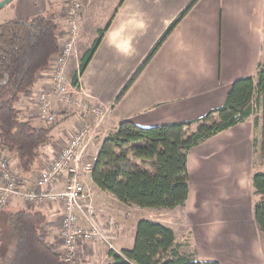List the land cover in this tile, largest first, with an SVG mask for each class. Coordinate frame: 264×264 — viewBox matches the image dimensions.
Instances as JSON below:
<instances>
[{
  "label": "crops",
  "instance_id": "1",
  "mask_svg": "<svg viewBox=\"0 0 264 264\" xmlns=\"http://www.w3.org/2000/svg\"><path fill=\"white\" fill-rule=\"evenodd\" d=\"M189 2L119 0L96 50L78 77V87L71 85L65 102L50 95L54 110L61 113L59 124L66 123V127L51 132L49 143L41 148L40 168L31 182L22 179L23 190L33 186L45 163L67 142L80 119L92 127L79 159L82 170L84 162L96 156L104 137L121 120H131L144 127L196 120L224 103L234 80L255 76L258 64L264 65V0H198L114 105L116 96L138 65ZM42 3L40 0H12L4 7L14 4L13 7L0 15V22L11 15L43 14L57 5L58 0ZM60 3L63 4L62 0ZM53 16L57 22L64 19L60 11ZM65 66H73L76 71L78 63L67 60ZM50 80L48 66L15 104L20 117L33 125L44 123L37 117V96L49 86ZM85 107H97L102 115L94 117L89 111L85 114ZM68 108L74 112L68 114ZM252 131L248 118L190 148L186 157L188 194L184 206L152 211H159L160 216L150 219L170 226L177 242L180 241L176 225L181 226L182 233L189 236V246L183 245L180 250L196 260L264 264V234L254 220L256 197L251 184L252 174L264 170V163L255 157ZM83 179L94 215L87 219L82 214L79 224L89 227L94 223L104 227L108 237L100 244L78 239L77 256L91 264L83 255L91 246L100 245L104 246L107 256L105 264H109L110 249L118 252L124 245L132 246L137 220L125 226L121 208L125 211L130 205H120L122 203L111 194L100 190L92 182L90 173L84 174ZM9 201L10 205H23L20 198ZM23 206V209L39 210L45 215L42 237L53 246L61 217L59 206L54 203L34 209ZM170 218L175 224L180 223H170ZM111 223L118 226L117 230ZM128 231L130 238L125 241ZM185 248L191 251L188 253Z\"/></svg>",
  "mask_w": 264,
  "mask_h": 264
},
{
  "label": "trees",
  "instance_id": "2",
  "mask_svg": "<svg viewBox=\"0 0 264 264\" xmlns=\"http://www.w3.org/2000/svg\"><path fill=\"white\" fill-rule=\"evenodd\" d=\"M122 1V0H120ZM198 0L190 2L169 24L147 56L138 65L114 100L117 104L142 73L178 22ZM108 23L97 30L91 46L79 58L70 84L78 87ZM60 25L56 17L36 14L11 17L0 22V152L12 153L18 168L29 172L49 143L51 132L61 120L36 126L20 117L15 104L28 92L58 52ZM260 114L257 115L255 112ZM253 116L260 127V149L264 157V65L255 76L234 80L224 103L202 117L156 126H139L121 120L102 140L90 171L92 182L120 203L142 208L183 207L188 194L186 157L190 148L207 138L236 126ZM255 149L257 139L252 140ZM256 201L253 215L264 234V170L251 177ZM0 227V264H85L65 261L42 237L45 215L39 210L18 209L3 215ZM173 229L151 219L137 220L130 248L108 251L109 264H219L199 261L180 250Z\"/></svg>",
  "mask_w": 264,
  "mask_h": 264
},
{
  "label": "built area",
  "instance_id": "3",
  "mask_svg": "<svg viewBox=\"0 0 264 264\" xmlns=\"http://www.w3.org/2000/svg\"><path fill=\"white\" fill-rule=\"evenodd\" d=\"M80 13V0H65V17L58 33V52L49 66L50 84L37 96L38 117L44 123L56 122L51 94L61 102L68 100L71 85L65 75V65L78 34ZM85 110L94 117L102 115L101 109L97 107H85ZM91 134L90 123L80 119L67 142L45 163L33 186L26 190L21 188V176L11 169L8 158L0 152V208L6 206L12 197L20 198L26 205L33 207L43 203L57 204L61 214V241L53 248L62 254L65 261L76 259L78 239L90 242L106 238L105 232L98 225L93 223L85 227L79 224L82 214L87 219L94 215L83 176L90 173L95 156L84 162L82 170L79 165L80 156Z\"/></svg>",
  "mask_w": 264,
  "mask_h": 264
},
{
  "label": "rangeland",
  "instance_id": "4",
  "mask_svg": "<svg viewBox=\"0 0 264 264\" xmlns=\"http://www.w3.org/2000/svg\"><path fill=\"white\" fill-rule=\"evenodd\" d=\"M1 1L2 0H0V2ZM40 1H43L42 5H45L44 0H40ZM60 2H61V0H58L57 5L53 6L52 8H49V10L44 12L43 14L53 16L56 13L58 14V12L60 11V14H62L63 15L62 17L64 18L65 17V0H62L63 4H61ZM118 2H119V0H80L81 13H80V20H79V30H78V34L76 36V39L74 41L72 53L67 59L68 61L75 60L78 63L79 58L91 46L93 40L97 36V30L99 29V27L103 28L105 26L108 18L112 15V13H113L115 7L117 6ZM50 4H52V2L48 3V6ZM13 5L14 4H11L8 7H3L0 10V12L2 11L0 13V15L6 14L9 11L10 6L13 7ZM16 14H19V13H16ZM33 14L34 13H32V15L28 14L27 16L32 17ZM12 16H15V15H11L10 17H12ZM3 20H1V21H3ZM58 23L60 26L63 25V21L62 22L58 21ZM74 72H75V70L73 69V66H71V67L68 66V68L65 66V75L67 77V81L69 84H70V79H71ZM69 93H70V91H69ZM75 111H78V110H75ZM73 112H74V109H72V108L67 109L68 114H72ZM85 114H87V110H85ZM255 114L259 115L260 113L258 111H256ZM60 115H61V113L58 110H56V118H55L56 122H58V120H62ZM37 117H38V113H37ZM249 120L253 125V116H251L249 118ZM36 126H44V123H37ZM65 127H66V123L57 124L56 127L53 129V132L58 131L61 128L63 129ZM252 138L257 139V144H256V147L254 149L255 157L261 163H264V157H263V154L261 153L260 143H259V138H260V127L259 126L256 128L253 127ZM5 156H6V158H8L11 169L14 172H16L17 174H19L22 179H26L27 181L31 182L35 178L36 172L40 168V164H41V157L40 156L35 160L33 168L27 173L22 172L18 168L17 161H16V159L12 153H5ZM12 198H17V197H12ZM10 201H8L6 206L0 208V222H3V218H4L3 215H5L6 213L13 212V211H16L18 209H22L24 207L23 205H26L24 202H23V205L22 204L21 205L20 204L10 205V203H9ZM46 204L47 203H43L42 205H39V206H44ZM109 205L112 206L110 203H109ZM120 205L125 206V204H120ZM26 207H28L29 209H34L37 206L33 207L30 204H27ZM111 209L114 210L112 207H111ZM121 209H122L121 214H123L121 217L123 219V222L125 223V226L129 222L132 223L134 220L150 219V218H155L156 216H160V214L158 213L159 211L158 212H152V211H155L154 210L155 208H142V207H138L135 205H130L129 207H127V209L125 211H123L124 208H121ZM127 211H129V213H128L127 217H125L124 215ZM152 213H154V214H152ZM150 216H152V217H150ZM125 219H126V221H125ZM60 220H61V217L58 220V225H57L58 230H57V234H56V239H55V241L53 240V246L59 245V243L61 241V239H60V236H61L60 235ZM173 220H174L173 218L172 219L170 218L169 222L175 224V220H174V222H173ZM176 222H177L176 224L180 223V221H176ZM110 225L113 227L114 230H117L118 226L115 223H111ZM2 226H3V228H1V229H4L5 226L3 224H2ZM2 226H0V227H2ZM176 226H177L176 227V233H177L178 240L181 243H183V245L185 247L186 246L188 247L189 246L188 234L182 233V229H181V226H179V224ZM101 229L105 232L104 227H102ZM105 234H106V232H105ZM106 237H108V234H106ZM129 238H130V232L128 231V233L125 235V241H127V239H129ZM90 242L99 243L100 241H90ZM103 247L104 246L93 245L90 247V249L88 248L89 250L87 249L88 251L85 255H83V254L82 255L84 256V258H87L91 264H105L106 260H107L106 259L107 256L105 257V255H104ZM124 247L127 248V245H124ZM184 250L188 253L191 251L190 248H187V249L185 248ZM76 259L78 261L84 262L85 264H89V262H87L86 260H81V258H79L77 255H76Z\"/></svg>",
  "mask_w": 264,
  "mask_h": 264
},
{
  "label": "water",
  "instance_id": "5",
  "mask_svg": "<svg viewBox=\"0 0 264 264\" xmlns=\"http://www.w3.org/2000/svg\"><path fill=\"white\" fill-rule=\"evenodd\" d=\"M12 0H2L0 2V9L3 8L5 5H7L9 2H11Z\"/></svg>",
  "mask_w": 264,
  "mask_h": 264
}]
</instances>
